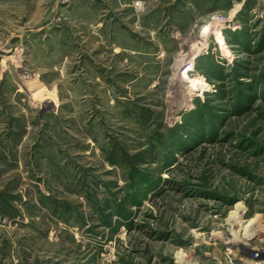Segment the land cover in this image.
<instances>
[{"label":"rangeland","instance_id":"rangeland-1","mask_svg":"<svg viewBox=\"0 0 264 264\" xmlns=\"http://www.w3.org/2000/svg\"><path fill=\"white\" fill-rule=\"evenodd\" d=\"M0 74V264L264 260V0H0Z\"/></svg>","mask_w":264,"mask_h":264},{"label":"crops","instance_id":"crops-1","mask_svg":"<svg viewBox=\"0 0 264 264\" xmlns=\"http://www.w3.org/2000/svg\"><path fill=\"white\" fill-rule=\"evenodd\" d=\"M8 77L2 78V75L0 74V86L4 90V93L6 92L9 95L8 98H6L7 96H4V103L0 102V152L5 154L13 149L14 137L20 136V140H19L20 142L18 144L22 145L21 141L23 138V134L27 130L26 129L27 123L26 120L24 119L25 117H23V113L19 112V110L15 111V113L6 110L7 108L12 107V104L11 103L8 104L7 100H10V102H12L14 93L16 92V90H14L12 93L8 92V88H12V84L9 81L11 79H9L10 77L9 78ZM8 105L9 107H7ZM24 120L25 122L23 123ZM23 128H25L24 133L22 132ZM250 220L255 221L254 226L256 227V229L259 230L258 235L260 234V232H262L263 239L260 242L262 243V245H264V214H255L254 217H252V219Z\"/></svg>","mask_w":264,"mask_h":264},{"label":"bare ground","instance_id":"bare-ground-1","mask_svg":"<svg viewBox=\"0 0 264 264\" xmlns=\"http://www.w3.org/2000/svg\"><path fill=\"white\" fill-rule=\"evenodd\" d=\"M242 208L238 207L232 214L230 215L229 219L238 220L240 218ZM255 221L254 220H247L245 222L244 230H243V237H246V239H252L254 236H257L259 233V230L256 229L254 226ZM180 254V253H179ZM180 256V255H179ZM178 258V257H177Z\"/></svg>","mask_w":264,"mask_h":264},{"label":"built area","instance_id":"built-area-1","mask_svg":"<svg viewBox=\"0 0 264 264\" xmlns=\"http://www.w3.org/2000/svg\"><path fill=\"white\" fill-rule=\"evenodd\" d=\"M136 7H137V9H139V7H140V3L139 2H136ZM262 254H263V252H261V250H259L257 252H254V255H253L254 260H259L260 255H262ZM258 262L260 264H264V260L263 259L262 260L260 259Z\"/></svg>","mask_w":264,"mask_h":264}]
</instances>
